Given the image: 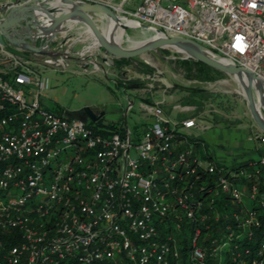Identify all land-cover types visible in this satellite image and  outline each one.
Returning a JSON list of instances; mask_svg holds the SVG:
<instances>
[{
    "label": "built area",
    "instance_id": "2783aa9c",
    "mask_svg": "<svg viewBox=\"0 0 264 264\" xmlns=\"http://www.w3.org/2000/svg\"><path fill=\"white\" fill-rule=\"evenodd\" d=\"M86 1L264 78V0ZM102 53L70 51L84 71L105 70ZM68 60L0 44V264H264V154L251 171L204 161L192 143L175 154L199 123L172 118L164 100L141 103L151 120L135 131L57 113L45 104L46 71ZM163 73L135 71V81L147 93L170 86ZM256 137L264 143V132ZM178 209L193 223L189 247Z\"/></svg>",
    "mask_w": 264,
    "mask_h": 264
},
{
    "label": "water",
    "instance_id": "95a60500",
    "mask_svg": "<svg viewBox=\"0 0 264 264\" xmlns=\"http://www.w3.org/2000/svg\"><path fill=\"white\" fill-rule=\"evenodd\" d=\"M122 17L103 2L0 0V44L44 56L62 55L72 60L81 59L80 55H71L70 51H74L75 44L82 41L84 36H87V41L92 39L98 49L117 59L137 58L147 51L161 54L163 48L179 51L188 58L206 63L235 78L242 88L241 93L248 104L250 116L258 129L264 132V78L249 68L216 55L192 38L169 36L158 28L135 19L129 25ZM107 27L109 28L106 30ZM132 27L149 28L154 34L130 45L127 43V31ZM67 42L70 43L67 50L52 47L54 43L66 45ZM126 67L122 65V74L125 79H130L131 73ZM165 86L164 82L160 84V87ZM66 114L69 118L96 120L105 111L83 106L77 110H66Z\"/></svg>",
    "mask_w": 264,
    "mask_h": 264
},
{
    "label": "rangeland",
    "instance_id": "374dc122",
    "mask_svg": "<svg viewBox=\"0 0 264 264\" xmlns=\"http://www.w3.org/2000/svg\"><path fill=\"white\" fill-rule=\"evenodd\" d=\"M139 1L140 0H134V2ZM125 7L131 9L133 6L125 4ZM127 32L128 34L133 35L136 39L141 37L142 39L146 38L145 36H142L137 27H132L131 29H128ZM127 43L129 44V42ZM83 44L84 47H92L93 41L90 39L87 43H83L79 40L76 45L83 46ZM94 49H96L97 52H93L96 55H100V51H98L100 49L97 47ZM174 53H176L174 50H171L169 53L163 51L161 54L155 51H147V53L142 54L137 58H133L131 63L134 68L136 67V69H138L137 72L144 71L145 67L142 62L148 63L154 67V70L155 68H159L161 70L163 69V76H165L170 83L166 93L174 95V103L184 102L182 101V98L186 95V90H183L182 86H197L199 88L212 91L217 97L213 98L214 96L212 95L210 96L211 98H206L204 100V107H200V111L216 108L229 115L231 120L236 121L239 119L242 123L234 127L231 126L230 128L218 126L213 128L210 132L214 134L218 132L227 134L234 133L233 136L238 135L239 138H246L247 134L250 132L249 126L247 128L242 126L246 123L249 124L251 118L250 116H245L244 114L245 112L246 115H249L248 104L240 92V88L235 78H230L228 74L224 72L217 74L214 71L205 72L200 69H197V71H200V74L203 75L202 79H208L200 80L195 76V78H188L187 70L184 68V65L174 61L178 56ZM178 53L182 56L180 52ZM114 59L115 58L110 57L109 64L105 63V61L103 62L101 58L99 59L100 62L105 64L104 67L106 72L105 70L93 71L92 67L89 71H84L80 64H78L79 59L68 60L66 69H63V67L59 71L48 72L51 81L49 88L46 91V106L60 114L64 113L67 109L77 110L83 106L94 107L95 109L100 110L106 109L107 111L114 109L127 110L131 98V100H133V105L128 111L126 120L129 127L135 131L137 124L142 122L140 116L142 112L140 110L139 99L134 97V95L138 93L143 94L144 90H142L143 88L140 87L139 84L128 86L124 83L125 77L122 79L123 75L119 68L121 65L114 63ZM128 66L130 67L131 65ZM129 75L131 78L126 79L128 81L133 82V80L138 79L135 73H131ZM132 92H135V94L133 95ZM213 99L216 100L212 101ZM166 107L168 110L171 108V106ZM93 123H97V121H93ZM201 135L205 136L203 133ZM246 191L247 190H245V192ZM169 199L170 197L167 198V200ZM243 200L249 207H251L252 204L249 203V195L245 193L243 195ZM233 208L236 209V205ZM178 213L183 217L181 219V223L183 224V234L186 236V246L189 247L193 234V223L191 219L186 217L184 211L178 209ZM174 234L179 237V234H177L176 231H174Z\"/></svg>",
    "mask_w": 264,
    "mask_h": 264
},
{
    "label": "crops",
    "instance_id": "0c3cea01",
    "mask_svg": "<svg viewBox=\"0 0 264 264\" xmlns=\"http://www.w3.org/2000/svg\"><path fill=\"white\" fill-rule=\"evenodd\" d=\"M86 40V41H85ZM83 43H87V36H84L83 40L81 41ZM78 43V41H77ZM76 43V44H77ZM75 44V47L73 48L74 50L77 51H85L87 53L96 51V49L92 47H84L83 46H77ZM84 47V48H83ZM100 51V55H102L103 51ZM101 57V56H100ZM136 62V61H134ZM104 64V63H103ZM128 65L132 66V63L130 62L129 64H126V70L129 73H135L132 72L137 71L136 67L134 68L132 66L129 67ZM105 66V64H104ZM121 73L124 71V68H122V65L119 67ZM48 72H55L51 69H48L46 71V77L48 78L49 81L50 77L48 75ZM123 75V74H122ZM229 76V75H228ZM232 78L231 76H229ZM124 79V77L122 78ZM167 82H169L167 80ZM137 87V86H135ZM169 86L165 87H160V84L157 85L154 89L149 90L147 93L143 92V94H135L133 93L134 97H137L139 99V105H140V110H141V120L142 122L138 123L135 130L138 128L140 129V126L143 124H146L151 120L150 113L148 114L143 105L141 103L145 104H152L155 100H164L163 106L167 114H169L172 118L174 119H184L186 117H192L194 116L197 118L199 126L194 127L190 130V133H192V136H189V142L183 141V142H178L173 145V150L175 154L179 152L180 148H189L190 145L189 143H192L193 146L192 148L194 149L195 155H199V157L206 161L208 159H212L216 161L219 164H224L226 167L233 168L236 167L237 164L241 162H251V161H259V158L264 154V143H261L257 137L256 134L260 132L256 124L254 123L252 117L249 115H246L244 112L245 116H250L251 120L246 124H243L242 127L247 128L249 126V133L247 134V137L242 139L237 136H233L234 133L232 134H227V133H212L210 132L213 128H216L218 126H223L225 128H230L231 126L234 127L236 125H240L242 122L241 120H236L233 121L227 115L225 112L222 110L220 111L219 109H206V111H200V106L196 104H183V103H174V95L173 94H168L167 88ZM132 90V89H131ZM47 97V96H46ZM166 104V105H165ZM181 105L186 107L185 109H181L179 107L176 108L177 105ZM133 105V100L130 98V106ZM166 106H171L170 110L167 109ZM204 107V106H203ZM70 110V109H67ZM101 111L100 109H97ZM105 111V114L102 116H99V121L100 124L102 125L106 124H120L121 122H126L127 120L125 111L126 110H119V109H114L107 111L106 109H102ZM128 114V113H127ZM122 115V116H121ZM238 117V116H237ZM125 120V121H124ZM99 123V122H98ZM204 126V128H201ZM205 134V136H202L201 134ZM194 138H197L199 141H195ZM227 201L225 198H219L217 202H224Z\"/></svg>",
    "mask_w": 264,
    "mask_h": 264
},
{
    "label": "trees",
    "instance_id": "16d2710c",
    "mask_svg": "<svg viewBox=\"0 0 264 264\" xmlns=\"http://www.w3.org/2000/svg\"><path fill=\"white\" fill-rule=\"evenodd\" d=\"M163 51L167 52V53L171 52V50L168 49V48H163ZM174 54L178 55L174 61H177L179 64L184 65V68L187 70V75H188L187 77L188 78H191V77L195 76L197 79H200V80L208 79V78L202 79L203 75H201L200 71H197V69L204 70L205 72L214 71L217 74L220 73V72H223L221 70H217V69L211 67L210 65H208L206 63H203L201 61L195 60V59H193L191 57L190 58H182V57L179 56L178 52H176ZM132 60H133V58H118V59L115 58L114 59V63L119 64V65H124V64H129ZM171 62H173V61H171ZM142 63L144 65V67H145L144 71L152 72L154 70V67H152L148 63H145V62H142ZM133 82H138V81L133 80ZM133 82L125 81L124 83L126 85H128V83H133ZM182 87H183V90L184 89L186 90V95L182 98V101H184V102H182L183 104H190V105L196 104V105H199L200 107H203L204 100L206 98H211L210 96H212V95L214 96L213 98L217 97V96H215V94L212 91L207 90V89H202V88H199L197 86H193L191 88H188L187 86H182ZM214 100H216V99H213L212 101H214ZM96 121H98L99 122L98 125H100L99 118ZM108 127L112 128V129H116L117 128L116 124H108ZM102 133L106 134L107 132H103L102 131ZM258 162H259L258 160L251 161V162H249V161L241 162V163L237 164L236 167H233V169L243 168V169H246L248 171H251L253 166L255 164H258ZM209 179H210V181H212L213 176H209ZM206 194L207 193L205 191L197 189L195 197L197 196L199 198H204L206 196ZM220 207H221V205L219 204V209H220ZM203 210L205 211V210H208V209L204 208ZM192 229H193V226H192Z\"/></svg>",
    "mask_w": 264,
    "mask_h": 264
},
{
    "label": "bare ground",
    "instance_id": "6f19581e",
    "mask_svg": "<svg viewBox=\"0 0 264 264\" xmlns=\"http://www.w3.org/2000/svg\"><path fill=\"white\" fill-rule=\"evenodd\" d=\"M123 19H125L124 17H122ZM125 21H126V23L127 24H129V25H132V23L134 22L132 19L130 20V19H125ZM109 27H107L106 28V30L108 29ZM138 30L140 31V33L142 34V36L144 37H147V36H150V35H153L154 33H153V31L151 30V29H149V28H138ZM118 34H120V33H118ZM127 42H129V44L131 45L132 43H135V42H138V41H141V40H143L142 39V37L141 38H138V39H136V38H134L133 37V35H131V34H129L128 36H127ZM67 45H69V43H67ZM66 45V46H67ZM92 46H94L93 48H95L96 47V45L94 44V42H93V45ZM239 88H240V86H239ZM240 90H242V88H240Z\"/></svg>",
    "mask_w": 264,
    "mask_h": 264
},
{
    "label": "flooded vegetation",
    "instance_id": "af4514ba",
    "mask_svg": "<svg viewBox=\"0 0 264 264\" xmlns=\"http://www.w3.org/2000/svg\"><path fill=\"white\" fill-rule=\"evenodd\" d=\"M124 65H126V64H124ZM133 84H137V82L128 83V86H132Z\"/></svg>",
    "mask_w": 264,
    "mask_h": 264
}]
</instances>
